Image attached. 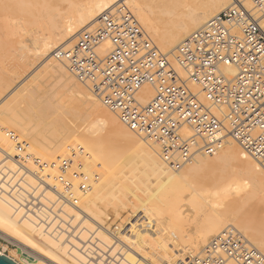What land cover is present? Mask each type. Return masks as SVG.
Here are the masks:
<instances>
[{
  "label": "built area",
  "instance_id": "obj_1",
  "mask_svg": "<svg viewBox=\"0 0 264 264\" xmlns=\"http://www.w3.org/2000/svg\"><path fill=\"white\" fill-rule=\"evenodd\" d=\"M242 0L189 34L173 54L161 52L125 3L103 12L90 32L52 59L116 116L130 134L156 149L170 171L212 158L227 139L264 171V0ZM226 68L234 72L228 73ZM3 135L39 168L55 171L62 202L79 208L100 179L86 171L89 154L66 147L55 162L28 155L29 145L11 130ZM264 264V255L233 226L198 255L178 264Z\"/></svg>",
  "mask_w": 264,
  "mask_h": 264
},
{
  "label": "rangeland",
  "instance_id": "obj_2",
  "mask_svg": "<svg viewBox=\"0 0 264 264\" xmlns=\"http://www.w3.org/2000/svg\"><path fill=\"white\" fill-rule=\"evenodd\" d=\"M3 1L4 0H0V5L3 3ZM89 1L90 0H43L44 6L41 9L40 15L35 20L31 15L29 16L26 14V15H21L20 17L14 18L13 21L11 19L10 20V21H12L11 23L8 20L5 23V25H6L5 27L4 26L1 27L2 23L0 22L1 23L0 24V27H1L0 28V122L4 123L3 126H5L6 123H8V124L11 123L9 125H13L15 123L14 125H16L18 128L20 127L19 129H23L25 127L24 130L26 129L25 132L27 131L26 133L24 132L25 135L22 134V132H19L16 130H12V129H7V130L13 131L20 138V140L25 141L29 145L28 150L33 155L32 156L33 158H38V155L33 151L34 141H36V146L38 147V149L43 154H45V156L48 159L52 160L53 158H56L57 156L62 155V149H64V147L67 144L73 143L74 137L77 134V132L80 131L81 134L82 133L85 134L86 130H88V131L90 130V132L93 131L97 138H100L103 140L101 142V145H100V153L101 154H104L107 151H108L107 153L115 152V154H119V155H117V157H115L113 159V162L107 166L105 164H102V163L100 164V163L95 162V164H96L95 167L90 168L91 172L100 175V179H99L98 183L103 182L102 187H105V190H103V193L101 195L103 206L101 205V203L99 205L102 208V211L105 210L104 212L106 213L105 216L103 215L104 218L101 217V219H99V220L98 219L97 220H90V222H91L90 225H93V226L95 225L94 226L95 229L96 230L98 229V232L101 234H102V232H103V234H105V232H106V235L108 234L107 236H110L109 238H113L112 241H116V239H114V236H115V238L118 237V239H119V236H120V239L122 236H126L129 238V242L131 241L130 244H132L133 240L136 241V237H140L141 234L146 235V233H147V236H145L144 239L151 240V237L149 235H152V233H155L156 235L159 236V239L163 238V240L167 241L165 243L166 244L168 243V249H169L168 256H170V259L173 260L172 262H174V261L176 262L177 258L173 254V252L176 254V251H179V254H180L181 253V251H180L181 247L186 246V244H188V248L190 246L189 250L186 249L187 254L198 255V254H201L203 252L204 248L209 243L210 239L213 236H215L217 234V232H219L218 230L215 232V234L213 233L212 235H210L208 237L207 243L205 245H203L201 248L196 250V249L192 248V246H194L195 241L198 240L199 237L203 234V230H204V227L206 226L207 222L212 217L214 218V217H217L218 215H220V217H222L221 215H223V214H224V216L226 215L228 220L226 222L227 224L226 223L223 224L222 227L225 228L227 226H233L246 239L248 238V240H249L248 236L251 235L256 230V228L258 226L264 225V224H262V222L264 223V196H262V194L256 195L252 198H246L245 196H243L245 194L243 192H246V190H243V189L248 188L247 182H249L252 179L253 173L250 169V165H248V162H246V160L244 159L245 157H248V156H243V157L242 156H236V155H238V150L241 151V148L238 146V144H236L235 146L233 144L234 148H236V149L238 148L237 151L235 150L236 153L233 152L232 154H230L228 156L223 155V151H222L223 148H222L220 153H218L216 156H214L212 158H202V159H204L203 163L200 164L199 166H197L194 163L195 162L194 161L193 163L189 164L188 166H185L184 168L178 170L177 172L176 171H170L167 169L170 172H175L176 175L179 174L178 172H180L179 175H180L181 180L179 181V184L177 186L178 189L176 187L174 189V190H176V192H173V193H177V191H178L179 196L178 195L177 196L179 197V199L177 198L176 194L175 195L172 194V195L175 196L178 200H176V198L173 196L171 199L166 198L164 200L165 204H167L166 207H165V205L160 206V204H159V206H158V208L160 209V212L158 214L159 216L153 215L154 216V219H153V216L152 215L150 216V213H147L146 209L141 206V203H144V204L148 203L147 205H150L151 201H149L148 198L150 199V196L152 193L154 194L155 192H157V195H159V197L160 196L163 197L164 194L162 193V190H160V191L158 190L159 183L155 182L157 180L154 177L150 178L149 181L144 177V175H145L144 173H146V174H149V173H148L147 169L145 168V166L143 165V163H141L140 158L135 155L137 144L139 143L144 147V140L142 141L140 139H137L135 136L130 134L123 126H120L119 124L117 126L116 125H112V126L110 125L108 127H107V125H106V127L105 126H103V127L94 126L95 119L100 118V117H101L100 119H105L104 118L105 112H108L111 115H114V114H112L109 111H106V109L100 103H98L97 100H95L93 97H91V93L88 91V89L85 86H82L81 84L77 83L70 76L67 69L65 71L64 77L63 76H57V75H54L53 73H51L52 69H50L49 63L55 64V62H56V64L63 65V66H64V64L59 63V62L55 61L54 59L51 60V58H52L51 52L53 50L49 49L48 47L46 49V47H45L46 39L52 38L53 35L56 36V35L60 34L62 31V29H61L62 25L68 26V24L69 25L77 24L76 22L79 20L78 14H79V18H80L81 14H83L84 12H87V4ZM161 1H162V3H161ZM173 1H175V3ZM186 1H188V0H169V1L168 0H164V1L163 0H159V1L157 0V2H155V0H147V1L146 0H142V1L140 0L145 14L151 20L154 27H157V29L161 28L160 30H162V28H163L162 31H165L166 29L169 31L170 30L174 31V30H177V28H179L180 26L187 24L186 20L188 18H187V16L184 15L185 10H183V9H185L183 6L186 4ZM158 2H159V4L161 3L160 7H159ZM154 4L155 5L158 4V5L155 6ZM243 4H244V1H243ZM151 6H153L154 9H153V7L151 8ZM168 6L169 7L171 6L170 7L171 10ZM127 7L129 8L131 13L133 14L135 19L137 20V18L135 16L133 10L131 9V7L130 6H127ZM248 9H250V8H248ZM155 10H157V11H155ZM163 10H166V12ZM172 10H174V11H172ZM167 12L169 14H167ZM182 14L186 19L182 16ZM179 15H181V16H179ZM182 18H183V21H185L186 23L182 22V20H181ZM96 21H97V19L95 20V22ZM51 22H56L59 25L56 28V30H59V31L54 30V28L51 26ZM95 22H93V24H90L88 26L89 27L88 29H90L95 24ZM165 25H166V27H164ZM170 26H172V27H170ZM261 26L264 28V20L262 21ZM51 28H53V29H51ZM88 29L85 28V29L81 30L77 34V36H75L72 40H70L71 42L69 41L67 43L66 46H68V44L71 46L74 43H76L78 41L80 34L84 31L88 30ZM172 29H174V30H172ZM54 31H56V32H54ZM194 31L195 30H192L190 33H188L181 40V42L189 34H191ZM49 34H51V35H49ZM147 34L149 35L151 33L147 32ZM149 36L152 39V37L154 35H152V36L149 35ZM153 38H155V37H153ZM152 41L156 45V43H155L156 41L155 40H152ZM163 53L171 54L168 52H163ZM78 86L80 89L78 88ZM82 87H84V88H82ZM77 91L83 92L86 95H90L89 97L91 98L92 104H90V102L89 103L87 102L85 104V100H82L78 95L74 94ZM76 94H78V92ZM96 101H97V103H96ZM96 105H101L104 112L102 111L101 106H99V108L97 109ZM94 107H96V109H94ZM99 109H101V110H99ZM94 110H96V111L94 112ZM97 110L99 112H97ZM90 111L93 113H91ZM101 113H103V114H101ZM114 117L116 118L115 115H114ZM12 120L14 123L11 122ZM116 120L118 121L117 118H116ZM8 124H6V125H8ZM21 127H23V128H21ZM89 127H93V130H92V128H89ZM110 127H112V128H110ZM108 128H109V130H108ZM115 128H116V130H115ZM123 129H125L127 131V133H125V131ZM119 132L122 135L120 134L118 136H114V133L119 134ZM112 135H113V138H111ZM123 136L125 138H121ZM128 139L130 141H128ZM134 139H136V140H134ZM122 140H125V141H122ZM30 142H32V144ZM39 143H41V145ZM42 144L45 145V146H43L44 148H42ZM110 144H112V145H110ZM126 144H130V146L129 145L127 146ZM133 144H136V145L134 146ZM225 144H227V142ZM125 145L127 146V148L123 147ZM145 145H146L144 147L145 149L148 148L149 149L148 151L152 152L153 154L156 153L155 152L156 149L153 146H151L148 143ZM111 146H112V148H111ZM236 146H238V147H236ZM223 147H224V145H223ZM109 149H111V150H109ZM133 153H135V154H133ZM119 156L122 157L123 159L120 158ZM155 158L158 160L157 156ZM198 159H200V158H198ZM31 160H32V158H31ZM250 160H251V162L253 161L252 163L257 164L251 158H250ZM41 161H45V159L41 158ZM127 162L129 165L127 164ZM139 162H140V164H139ZM159 163H160V161H159ZM110 166H111V168H110ZM142 166L144 168H142ZM257 166H258V164H257ZM99 167H100V172H102V174L99 172ZM110 170H112V171H110ZM205 170H206V172H205ZM196 172H197V175H196ZM182 173H183V175H182ZM181 175H182V177H181ZM188 175H189V177H188ZM15 176H16V177H14L15 180H17L18 179L17 177H19V179L17 181H15L17 184H20L21 182H23L24 178L21 174L18 175V173H17ZM113 176H114V178H112ZM195 176H197V177L195 178ZM176 177L178 178L179 176H176ZM21 178H23V179L21 180ZM14 179H12V180H14ZM103 179H104V181H103ZM113 179H115V180H113ZM18 181H20V182H18ZM35 181H37V180H35ZM120 181H121V183H120ZM104 182L108 185H105ZM109 182L111 185L109 184ZM138 182H141V183L138 184ZM0 183L1 184L3 183L1 178H0ZM10 183L8 185H10ZM16 183H14V185H16L15 186L16 188L13 190L18 189L16 191L17 194L19 192H23L24 195L23 194L22 195L26 198L25 199L23 197V203H22L23 209H24L23 216L27 217L30 214L32 216H35L37 219H41V218H38L39 217L38 214L41 213L40 212V211H42L41 209H44V208L46 211H48L51 214H53V212H54L55 216L58 215L57 213L60 214L61 211L59 212L58 207L56 209V205H54L55 209L49 205L50 207L53 208V212H52V208H50L49 206H48V208L46 207L47 204H45V203L47 201H45V200H47V199L45 198V194H46L47 189L45 188V186H43L42 183H39V181H38V183L34 182L33 186H31V185H28L29 183L24 181L22 184H23V186L24 185H26V186L23 187L20 184L21 188H19L20 186L17 185ZM40 184H42V186H40ZM106 186H108V187H106ZM114 187H117V188L114 189ZM132 187H134V188H132ZM189 187H191V188H189ZM24 188H26L27 190ZM30 188H31V190H30ZM123 188H125V189H123ZM213 188H217L218 190L213 189ZM40 189L43 193L41 191H39ZM106 189H108V190L106 191ZM134 189H136V190H134ZM24 190L27 194L24 192ZM34 190H37L36 192L39 195L37 193L36 194L38 196L35 194ZM1 191L2 190L0 189V193H1ZM31 191L32 192L34 191L33 193L35 194V197L33 195H31V194H33V193H30ZM202 192H203V194H202ZM204 192L205 193L207 192V193L205 194ZM105 193H107V194H105ZM117 193H120L122 196L120 194H117ZM240 193H242V194H240ZM32 196L34 198H32ZM239 196H241V197L243 196L244 198L242 197L243 198L242 199ZM27 197L30 199L29 201H27ZM103 197H104V199H103ZM142 197H144V198L142 199ZM191 197L193 198V200ZM196 197H198V199H200V200L198 201V199ZM39 198L42 200L41 203L38 200ZM42 198L44 199L45 202L43 201ZM174 198H175L176 202H174L175 200H172ZM24 199H25V201H24ZM187 200L189 202H187ZM195 200L197 201L196 204H195ZM26 201H27V205L25 203ZM31 202L36 203V204H34L35 205L34 207H33V204ZM152 202L155 203L154 200H152ZM184 202L186 203V205ZM109 203H110V205H109ZM202 203H204V204H202ZM30 204H31V206L28 207ZM180 204H181V209L179 206ZM24 205L26 208L24 207ZM111 207H113V208H111ZM167 207H169V208H167ZM182 207H183V209H182ZM28 208L30 210H28ZM216 209H218V211ZM117 210H119V214H117ZM115 211H116V213H115ZM112 212H114L115 214ZM160 213H161V215H160ZM26 214H28V215H26ZM113 215H114V217H113ZM170 215L172 216V218H173V216H175L177 219L173 218L174 219L173 220L170 217ZM107 217H109V218H107ZM179 217H180V221H178ZM166 218H167V220H166ZM65 219H66V217L61 218V220L59 219V221L61 222V224H59V226H61L63 224V226H66V228L63 226H61V227L58 226L56 229V233H58L59 235H61V234L64 235L63 239H62V243H63V246L66 244L65 245L66 246V250H65L66 254L74 256L73 254L78 253L79 255H81L84 258V261L81 264H87L88 262H90V264H93L92 262H94V264H98L96 262V259L93 258L94 256H95V258L97 257L96 252L93 250L94 246H96V244H94L95 240L92 241L93 240L92 236L93 235L95 236V234L91 235V233H88L86 231V229L83 228V226H81L82 221L81 222L78 220H77L78 222L75 221V226H74V223L70 221L71 220L70 217L69 218L67 217V219H66L67 222H65ZM72 219L74 220V218H72ZM111 219L113 221H111ZM143 219H144V222H143ZM170 219L174 222H171ZM63 220H64V222H63ZM155 220H157L158 222ZM237 220L242 221L244 224L248 223V225L250 224V226L243 225L242 222L241 223L239 222L237 224V222H238ZM68 222L70 223L69 225H68ZM101 222L102 223L104 222L103 224H105V225L100 224ZM245 222H247V223H245ZM249 222H251V223H249ZM47 223L49 224V221ZM160 223H161V225H160ZM155 224H157V225H155ZM176 225H179V226H176ZM98 226H100V227H98ZM133 226H135V227H133ZM137 226H138V228H136ZM162 226L165 228H163ZM241 226H243L244 229L246 228L244 230L245 232L241 229H238ZM255 226H257V227H255ZM68 227L69 228L71 227V228L69 229ZM77 227H79V228H77ZM222 227L219 230H221ZM253 227H255V228H253ZM100 228H101V230H100ZM149 228H150V230H149ZM62 229H65V231ZM102 229H103V231H102ZM105 229H107V230H105ZM141 229H144V230H141ZM163 229H166V230L169 229V230H168V232H165L166 230H163ZM44 231H46V230L44 229ZM73 231L76 232V235H75V232H73ZM82 231H84V232H82ZM152 231H154V232H152ZM142 232H145V233H142ZM79 233H80V235H79ZM148 233H149V235H148ZM245 233L247 234V236H245L246 235ZM59 235H58V238H59ZM72 235H73V237H72ZM197 236H198V238H197ZM134 237H135V239H134ZM81 238L83 241L84 240L85 241L83 242L81 240ZM88 238H89V240H88ZM90 239H91V241H90ZM171 239L176 240V242L172 241ZM70 241H72V243L74 242V244H72ZM85 242L87 243V246H86ZM76 243H78L79 246ZM88 244H89V246H88ZM127 244H129V243H127ZM130 244H129V246H130ZM250 244H253V243L250 242ZM125 245H126V243H125ZM132 245H134V243ZM132 245L130 247L125 246V248H128V249L131 248L129 250V252L133 251V252H131L132 254L135 252V254H133L135 256L136 255V251H135L136 249L132 250L135 247V245L134 246H132ZM176 245H179V246L181 245V247L177 248ZM91 246H92V248H91ZM253 246H255V245H253ZM112 247H113V249H111ZM114 247H116V244H115V246L110 245L109 247H105V252L103 251V249H100L101 251H98V252H102V254L104 252L103 255H104V257H106V256H108L107 254H110L114 250ZM120 247H119V249H120ZM174 247H176V248H174ZM123 248H122V250L124 251ZM145 248L147 249V247H145V246L143 247V249H142V247L139 248L142 251L144 250V252H142L141 250H140L141 252L139 250H137L138 255L135 256L137 260L140 259V261H139L140 264H142V263L143 264H146V263L147 264H149V263L150 264H152V263H154V264L155 263H157V264H159V263L160 264H164V263L168 264L164 258H161L159 256H155V255H151L149 253L150 250L147 249L148 250L147 251V250H145ZM170 248H172V249L170 250ZM88 250H90L92 253H90V251H88ZM80 251H81V253H80ZM126 251L127 250L125 249V252ZM170 251H172V252H170ZM0 252L2 253V256L7 257L11 261H13L15 264H38V261H36L33 258V256H29L22 251V245L14 244L12 242V240L11 241L6 240L1 236H0ZM138 252H140L142 254V256ZM39 253H41V252H39ZM120 253H121V250L115 251L114 256H115V259H116V257H118V260H116L117 262L115 261L114 258H113V260L110 258L108 260L111 262L113 261L112 264H115V262H116V264H118V263L119 264H125V263L131 264L129 261L125 260V254L121 255ZM41 254L44 255L43 253H41ZM143 254L144 255H146V254L151 255L152 259H150V258L143 259L144 258ZM89 256H91V257H89ZM87 258H88V260H87ZM157 258H160V259H157ZM141 259H142V261H141ZM98 260H101V258H98ZM108 260H106V261L103 260L101 264H107V263L109 264ZM145 260H147V261H145ZM111 262H110V264H111Z\"/></svg>",
  "mask_w": 264,
  "mask_h": 264
},
{
  "label": "bare ground",
  "instance_id": "obj_3",
  "mask_svg": "<svg viewBox=\"0 0 264 264\" xmlns=\"http://www.w3.org/2000/svg\"><path fill=\"white\" fill-rule=\"evenodd\" d=\"M142 1V0H141ZM147 1V0H146ZM159 1V0H158ZM164 1V0H163ZM169 1V0H168ZM244 1V6L246 8H250V3L248 2V0H243ZM155 2H157V0H155ZM175 3V1H173ZM235 2V0H188L186 1V4L183 6L185 9L184 11V15L187 16V24L185 25H182L180 26L179 28H177V30H174V31H169V30H165V31H162L160 29H157V27H154V25L152 24L151 20L148 18V16L145 14L144 10H143V7H142V4L140 2V0H90L87 4V12H84L83 14L80 15V18H79V14H78V21L76 22L77 24H73V25H69L66 26V25H62V31L60 34L56 35V36H52V38H47L46 39V44H45V47L47 49V47L51 50H55L57 48H69V44L68 46L67 43L72 40L75 36H77V34L85 29V28H89L88 26L90 24H93V22H95L96 19H98V17L105 11L113 8L114 6H116L117 4L119 3H125V5L127 6H130L131 9L133 10L136 18H137V22L146 30V32L148 33H151L149 35H154L153 38L152 37V40H155L156 42V46L157 48L162 51V52H168V53H171L173 54L172 52L175 51L177 45H179V43L181 42V40L188 34L190 33L192 30H196V29H199L201 28L211 17H213L215 14L221 12L222 10L232 6V4ZM2 3V2H1ZM144 3V2H143ZM162 3V1H161ZM160 3V4H161ZM159 4V2H158ZM157 4V5H158ZM160 4H159V7H160ZM164 4V3H163ZM152 5V4H151ZM155 5V4H154ZM155 5V6H157ZM168 5V4H167ZM44 6V3H43V0H4L3 3L0 5V23L1 24V27H5V23L9 20L13 19L14 18H17V17H20L21 15H31L34 20L40 15L41 13V9L42 7ZM149 6V5H148ZM166 6V5H165ZM174 6V5H173ZM153 6H151L152 8ZM164 7V6H163ZM169 7V6H168ZM167 7V8H168ZM171 7V6H170ZM169 7V8H170ZM150 8V9H151ZM166 8V7H165ZM82 9V8H81ZM154 9V7H153ZM162 9V8H161ZM174 9V8H173ZM159 10V9H158ZM171 10V8H170ZM157 11V10H155ZM166 12V10H163ZM174 11V10H172ZM182 12V11H181ZM159 13V12H158ZM180 13V12H179ZM167 14H169L167 12ZM153 16V15H152ZM151 16V17H152ZM162 16V15H161ZM181 16V15H179ZM183 16V14H182ZM154 17V16H153ZM167 17V16H166ZM184 17V16H183ZM28 18V17H27ZM180 18V17H179ZM185 18V17H184ZM30 19V18H29ZM153 19V18H152ZM186 19V18H185ZM183 23H186L185 21H183V18L181 19ZM10 21V23L12 22ZM97 22V21H96ZM95 22V24H96ZM181 22V23H182ZM65 23V22H64ZM95 24L88 30L82 32V33H85V32H90ZM9 26V25H8ZM51 26L54 28V30H56L57 26H59L56 22H51ZM65 26V27H64ZM169 26V25H168ZM177 26V25H176ZM0 27V28H1ZM166 27V25L164 26ZM172 27V26H170ZM51 28V29H53ZM169 28V27H168ZM174 28V27H173ZM170 29V28H169ZM160 30V31H159ZM56 31H59V30H56ZM54 31V32H56ZM51 32V31H50ZM81 33V34H82ZM80 34V35H81ZM51 35V34H49ZM80 37V36H79ZM71 42V41H70ZM71 44V43H70ZM52 51V52H53ZM51 52V53H52ZM52 60V58H51ZM50 60V61H51ZM61 63V62H59ZM63 64V63H62ZM49 67L50 69H52L51 73H53L54 75H57V76H63L65 75V71H66V68H65V65H59V64H55L54 63H49ZM226 72H230L232 74H234L233 70L231 68H226L225 69ZM67 73V72H66ZM67 77V76H66ZM61 79V78H60ZM69 81V80H68ZM74 82V81H73ZM66 87V86H65ZM79 88V86H78ZM84 88V87H82ZM80 89V88H79ZM66 90V89H65ZM67 92V91H66ZM78 92V94H76ZM76 93H74L75 95H78L82 100H85V104L88 102H90V104H92V101H91V98L89 97L90 95H86L84 94L83 92H79L77 91ZM72 97V96H71ZM91 97H93L91 95ZM79 98V99H80ZM80 101V100H79ZM94 102V101H93ZM95 103V102H94ZM97 103V101H96ZM99 103V102H98ZM97 106V109L99 108V106L101 105H96ZM79 108V107H78ZM102 108V106H101ZM93 109V108H92ZM94 109H96V107H94ZM30 110V109H29ZM101 110V109H99ZM78 111V110H77ZM89 111V110H88ZM93 111V110H92ZM96 110H94L95 112ZM102 111H103V108H102ZM108 111V110H106ZM91 112V111H90ZM97 112H99L97 110ZM96 112V113H97ZM101 112V111H100ZM104 112V111H103ZM13 113V112H12ZM89 113V112H88ZM93 113V112H91ZM98 114V113H97ZM103 114V113H101ZM100 114V115H101ZM99 115V116H100ZM25 116V115H24ZM92 116V115H91ZM90 116V117H91ZM101 118V117H100ZM100 118H97L95 119V123H94V126H97V127H103L107 125L108 126H112V125H118V121L116 120V118L114 117V115H111L109 114L108 112H105L104 114V118L105 119H100ZM6 121V120H5ZM4 121V122H5ZM71 121V120H70ZM13 122V120L11 121ZM22 122V121H21ZM14 123V122H13ZM12 123V124H13ZM4 123L0 122V178L1 180L3 181V183L1 184L0 183V189L3 191H1L0 193V236L3 237L4 239L6 240H12V242L14 244H17V245H22V251L29 255V256H33V258L38 261V264H81L83 261H84V258L79 255L78 253H75L73 254L74 256L72 255H69V254H66V244L63 246V243H62V239H63V236L61 233V235H59L58 233H56V229L57 227L59 226V224H61V222L59 221V219L61 220V218H65L67 219V217L71 218V222L74 223V226H75V221H82V224L81 226H83V228L86 229V231L88 233H91L92 234H95V236L93 235L92 238L94 241V244H96V246H94L93 250L96 252V255L97 257L95 258V256L93 257L94 259H96V262L98 264H101L103 260H108L109 258L113 260V258L115 259V251H118V250H121V255L122 254H125V260L129 261L131 264H140V259L137 260L136 259V255L137 254V250H141L139 248L145 246L147 247V249L150 250V254L151 255H155V256H159L161 258H164L165 261L168 263V264H178L181 260H183L184 256H186L185 254L186 253V249L189 250L188 248V244H186V246H182L181 245H176L177 248L181 247L180 251L181 253L179 254V251H176V254L173 252V254L176 256L177 260L176 262H172L173 260L170 259V256H168L169 254V249H168V243L166 244L165 240H163V238L159 239V236L156 235L155 233H152V235H148L151 237V240H146L144 239L145 236H147V233L146 235L144 234H141L140 237H136V241L133 240L132 244L134 243L135 247L132 249H136V255L134 256L133 254H135V252L132 254L131 252L133 251H130L129 250L131 249H128V248H125V246H129L130 242H129V238L126 237V236H122L121 239H120V236H119V239L118 237L115 238L114 236V239H116V241H112L113 238H109L110 236H107L106 235V232L105 234H102L98 232V229L96 230L95 229V225H90L91 222L90 220H99L102 218H104V216L106 215V213L104 211H102V208L100 207V203L102 205V193H103V190H105V187H102V183H98L96 182L93 189L91 190V192L84 198L82 199L81 203H80V206L79 208H73L71 206H69L68 204H65L64 202H62L61 200V197L59 196V189L56 185V183L54 182V176H55V171L51 168H44V169H41L39 168L37 165L34 164L33 160L31 159H25L24 161H19L17 158H19L20 156H23V154L18 151L14 145L5 138V136L3 135V132H2V129H12V130H16V131H19V132H22V134L25 135V130L23 127V129H19L16 125H9L11 123H6L8 125L5 124V126H3ZM23 124V123H22ZM120 125V124H119ZM121 126V125H120ZM89 128H92L93 130V127H89ZM96 128V127H95ZM94 128V129H95ZM112 128V127H110ZM88 129V128H87ZM24 130V131H23ZM91 130V131H92ZM109 130V128H108ZM112 130V129H111ZM116 130V128H115ZM125 131V133H127V131L125 129H123ZM85 131V130H84ZM123 131V132H124ZM25 132V133H24ZM76 132V131H75ZM83 132V131H82ZM86 133L85 134H81L80 131L77 132V134L75 135L74 137V140H73V143H69L67 144L64 149H62V155L60 156H57L56 158H53L52 160L48 159L45 154H43L39 149L38 147L36 146V141H34V146H33V151L38 155V158L41 160L42 159H45L46 162L49 163L50 162H55L58 158H61L65 155V152H66V147L69 146V145H80L82 148H84V150L89 154V160H87L85 162V168H86V171L89 172V173H93L91 172L90 168L91 167H95V162L97 163H102V164H105L106 166L111 164L113 162V159L115 157H117V155L119 154H115V152H110V153H104V154H101L100 153V145H101V142L103 141L102 139L100 138H97L96 135L94 134V132H90V130H86L85 131ZM114 132V131H113ZM112 132V133H113ZM118 132V131H117ZM116 132V133H117ZM122 132V133H123ZM80 133V134H79ZM98 133V132H97ZM21 134V135H22ZM29 134V133H28ZM27 134V135H28ZM121 133L119 132V134H115L114 133V136H118L120 135ZM122 135V134H121ZM111 136V135H110ZM109 136V137H110ZM132 136V135H131ZM130 137V136H129ZM113 138V135L112 137ZM118 138V137H117ZM121 138H125L124 136L121 137ZM137 138V137H136ZM24 139V138H23ZM127 139V138H126ZM137 139H140L142 140L141 138H137ZM121 140V139H120ZM136 140V139H134ZM107 141V140H106ZM105 141V142H106ZM122 141H125V140H122ZM128 141H130L128 139ZM143 141V140H142ZM108 142V141H107ZM136 142V141H135ZM227 142V144H225ZM32 144V142H30ZM64 143V142H63ZM112 143V142H111ZM126 143V142H125ZM124 143V144H125ZM128 143V142H127ZM134 143V142H133ZM141 143V142H140ZM41 145V143H39ZM108 144V143H107ZM145 144H147L145 141H144V147L146 146ZM233 144L234 146L236 145V143L234 141H231L230 139H227L225 142H224V147L223 148V155L224 156H228L230 154H232L233 152L236 153L237 149L233 147ZM112 145V144H110ZM127 146L130 144H126ZM123 146L125 148H127V146ZM134 146L136 144H133ZM226 145V146H225ZM42 144V148H44ZM60 146V145H59ZM47 147V146H46ZM54 147V146H53ZM141 144H137L136 146V154H135L137 157L140 158V161L141 163H143V165L145 166V168L147 169L148 173L149 174H146L144 173V177L149 181L150 178L154 177L157 181L155 182H158L159 183V186H158V190H162V193L164 194L163 197H159V195H157V192H155L154 194L152 193L151 196H150V199L148 198L149 201H151V204L150 205H147V204H144V203H141V206L144 207L147 211V213H150V216L152 215H158L159 212H160V209L158 208L159 204L160 206L162 205H166L165 204V199L166 198H172V194H176V196L178 195V191L177 193H173V192H176V190H174L178 184H179V181L181 180L180 179V172H178L179 174L176 175L175 172H170L168 171L166 168H164L165 166L162 164L159 163V161L155 158L157 155L156 153H152L150 151H148L149 149H145ZM238 147V146H236ZM60 148V147H59ZM112 148V146H111ZM124 148V149H125ZM53 149V148H52ZM132 149V148H131ZM49 150V149H48ZM55 150V149H54ZM53 150V151H54ZM111 150V149H109ZM236 150V151H235ZM51 151V150H50ZM58 151V150H57ZM106 151V150H105ZM124 151V150H123ZM44 152V151H43ZM56 152V151H55ZM220 153V152H219ZM234 153V154H235ZM28 155L31 157L33 156L29 151H28ZM124 155V154H123ZM126 156V155H125ZM134 156V155H133ZM236 156H247L242 150L239 151L238 150V155ZM120 157V156H119ZM2 158V159H1ZM122 158V157H120ZM229 158V157H228ZM123 159V158H122ZM121 159V160H122ZM225 159V158H224ZM246 160V162H248V165H250V169L253 173L252 175V179L247 182V187L248 188H245L243 190H246V192H243L245 193L243 196H245L246 198H252L256 195H261L264 196V172L259 168V166H257V164L255 163H252L251 160H250V157H245L244 158ZM203 160L202 158L200 159H197L195 160V164L197 166H199L200 164L203 163ZM210 160V159H209ZM125 161V160H124ZM134 161V160H133ZM208 161V160H207ZM117 164V163H116ZM128 164V162H127ZM126 164V165H127ZM140 164V162H139ZM129 165V164H128ZM213 165V164H212ZM121 166V165H120ZM119 166V167H120ZM97 167V166H96ZM111 168V166H110ZM109 168V169H110ZM114 168V167H113ZM142 168H144L142 166ZM97 169V168H96ZM102 169V168H101ZM145 169V170H146ZM186 169V168H185ZM98 170V169H97ZM210 170V169H209ZM112 171V170H110ZM99 172H100V167H99ZM108 172V171H107ZM177 172V171H176ZM206 172V170H205ZM210 172V171H209ZM18 173V175H22L23 178H21V180L23 179V182H27L29 183L28 185H31L33 186V183H42L43 186H45V188L47 189L46 191V194H45V198L47 201L45 204L46 207L48 208V206H52L54 208V205H56V209L58 207V210L60 212L57 213L58 215L55 216L54 212H53V208H52V212L53 214L49 213L48 211L44 209H41L42 211H40L41 213H39V217L38 218H41V219H37L35 216H32L30 215L29 213V216H23V212H24V209H23V192H19L17 194V190H13L15 189L16 185H14V183H16L15 181H17L19 179V177H17L18 179L15 180L14 177H16L15 175ZM102 174V172H100ZM142 173V172H141ZM203 173V172H202ZM212 173V172H211ZM107 174V173H106ZM191 174V173H190ZM199 174V173H198ZM201 174V173H200ZM204 174V173H203ZM183 175V173H182ZM181 175V177H182ZM196 175H197V172H196ZM176 176H179L178 178ZM186 176V175H185ZM191 176V175H190ZM207 176V175H206ZM184 177V176H183ZM189 177V175H188ZM197 176H195L196 178ZM114 178V176L112 177ZM126 178V177H125ZM194 178V179H195ZM202 178V177H201ZM14 179V180H12ZM107 179V178H106ZM185 179V178H184ZM188 179V178H187ZM12 180V181H11ZM37 180V181H35ZM112 180V179H111ZM115 180V179H113ZM117 180V179H116ZM136 180V179H135ZM186 180V179H185ZM99 181V180H98ZM104 181V179H103ZM130 181V180H129ZM11 182V183H10ZM20 182V181H18ZM23 182H21L20 184L23 186ZM101 182V181H100ZM154 182V183H155ZM185 182V181H184ZM188 182V181H187ZM10 183V185H8ZM121 183V181H120ZM119 183V184H120ZM141 183V182H138V184ZM153 183V184H154ZM17 184V183H16ZM20 184H17L19 185L21 188V185ZM42 184H40V186H42ZM105 185H108L104 182ZM110 184V182H109ZM186 184V183H185ZM13 185V186H12ZM104 185V186H105ZM111 185V184H110ZM114 185V184H113ZM142 185V184H141ZM155 185V184H154ZM26 185H24L23 187H25ZM187 186V185H186ZM18 187V186H17ZM29 187V186H28ZM35 187V186H34ZM33 187V188H34ZM39 187V186H38ZM108 187V186H106ZM140 187V186H139ZM157 187V186H156ZM117 188V187H114V189ZM120 188V187H119ZM134 188V187H132ZM146 188V187H145ZM191 188V187H189ZM193 188V187H192ZM26 189V188H24ZM125 189V188H123ZM148 189V188H147ZM178 189V187H177ZM213 189H217V188H213ZM22 190V189H21ZM27 190V189H26ZM31 190V188H30ZM108 189H106L107 191ZM128 190V189H127ZM136 190V189H134ZM157 190V189H156ZM204 190V189H203ZM218 190V189H217ZM20 191V190H19ZM35 191V194L37 193L36 191L37 190H34ZM33 191V192H34ZM41 191V189L39 190ZM110 191V190H109ZM146 191V190H145ZM180 191V190H179ZM208 191V190H207ZM213 191V190H212ZM25 192V190H24ZM29 192V191H28ZM32 191L30 193H33ZM42 192V191H41ZM112 192V191H111ZM139 192V191H138ZM195 192V191H194ZM199 192V191H198ZM26 193V192H25ZM40 193V192H39ZM43 193V192H42ZM108 193V192H107ZM105 193V194H107ZM110 193V192H109ZM205 193V192H204ZM207 193V192H206ZM205 193V194H206ZM23 194V195H22ZM27 194V193H26ZM35 194H31L35 197ZM38 194V193H37ZM36 194V195H37ZM117 194H120V193H117ZM203 194V192H202ZM242 194V193H240ZM39 195V194H38ZM37 195V196H38ZM43 195V194H42ZM115 195V194H114ZM121 195V194H120ZM142 195V194H141ZM27 196V195H26ZM32 196V198H34ZM44 196V195H43ZM122 196V195H121ZM179 196V195H178ZM177 196V198L179 199V197ZM195 196V195H194ZM242 196V197H243ZM261 196V197H262ZM40 197V196H39ZM114 197V196H113ZM116 197V196H115ZM136 197V196H135ZM175 197V196H173ZM190 197V196H189ZM199 197V196H198ZM198 197H196L198 199ZM240 198H242L241 196H239ZM238 197V198H239ZM25 198V197H24ZM137 198V197H136ZM144 197H142L143 199ZM176 198V197H175ZM172 199V200H175ZM176 198V200H178ZM192 198V197H191ZM244 198V197H243ZM242 198V199H243ZM26 199V198H25ZM24 199V201H25ZM43 199V198H42ZM104 199V197H103ZM138 199V198H137ZM196 199V200H197ZM30 199L27 197V201H29ZM32 200V199H31ZM41 203V199L39 198L38 199ZM147 200V199H146ZM152 200H154L155 203L152 202ZM156 200V201H155ZM176 200L174 202H176ZM193 200V198H192ZM195 200V204H196V201ZM200 199H198L199 201ZM27 201L25 202L26 205H27ZM34 201V200H33ZM44 201V199H43ZM44 201V202H45ZM185 201V200H184ZM242 201V200H241ZM35 202V201H34ZM32 203L33 204V207L35 206L34 204L36 203ZM105 202V201H104ZM167 202V201H166ZM182 202V201H181ZM187 202H189L187 200ZM193 202V201H192ZM204 202V201H203ZM168 203V202H167ZM172 203V202H171ZM185 203V202H184ZM29 204V203H28ZM44 204V205H45ZM182 204V203H181ZM181 204L179 205L180 206V209H181ZM193 204V203H192ZM204 204V203H202ZM219 204V203H218ZM39 205V204H38ZM43 205V204H42ZM110 205V203H109ZM186 205V203H185ZM189 205V204H188ZM31 204L28 206L30 207ZM103 206V205H102ZM123 206V205H122ZM184 206V205H183ZM195 206V205H194ZM220 206V205H219ZM25 207V205H24ZM38 207V206H37ZM188 207V206H187ZM193 207V206H192ZM26 208V207H25ZM32 208V207H31ZM40 208V207H39ZM104 208V207H103ZM113 208V207H111ZM133 208V207H132ZM169 208V207H167ZM189 208V207H188ZM187 208V209H188ZM38 209V208H37ZM55 209V208H54ZM143 209V208H142ZM183 209V207H182ZM190 209V208H189ZM28 210H30L28 208ZM35 210V209H34ZM40 210V209H39ZM136 210V209H135ZM214 210V209H213ZM218 211V209H216ZM55 211V210H54ZM177 211V210H176ZM190 211V210H189ZM38 212V211H37ZM192 212V211H191ZM56 213V212H55ZM114 213V212H112ZM116 213V211H115ZM114 213V214H115ZM137 213V212H136ZM218 213V212H217ZM26 214V215H28ZM36 214V213H35ZM117 214H119V210H117ZM135 214V213H134ZM193 214V213H192ZM37 215V214H36ZM104 215V216H103ZM132 215V214H131ZM161 215V213H160ZM166 215V214H165ZM159 216V215H158ZM222 217H220V215H218L217 217H212L206 224V226L204 227V230H203V234L199 237L198 240L195 241L194 243V246H192V248L194 249H199L201 248L203 245H205L208 241V237L210 235H212L213 233L215 234V232L218 230L219 232H221L222 230H224L225 228L222 227L223 224H225L227 222V217L226 215L224 216L221 215ZM114 217V215H113ZM167 217V216H166ZM169 217V216H168ZM170 217L172 218V216L170 215ZM74 218V220L72 219ZM109 218V217H107ZM140 218V217H139ZM144 218V217H143ZM173 218L175 219L176 217L173 216ZM172 218V219H173ZM65 219V222H67ZM153 219H154V216H153ZM163 219V218H162ZM161 219V220H162ZM173 219V220H174ZM177 219V218H176ZM73 220V221H72ZM105 220V219H104ZM103 220V221H104ZM148 220V219H147ZM167 220V218H166ZM49 221V224L47 223ZM77 221V222H78ZM111 221H113L111 219ZM121 221V220H120ZM141 221V220H140ZM150 221V220H149ZM157 221V220H155ZM160 221V220H159ZM163 221V220H162ZM171 222H174L170 219ZM178 221H180V217L178 219ZM237 224L242 221L240 220H237ZM64 222V220H63ZM76 222V223H77ZM90 222V223H89ZM95 222V221H94ZM143 222H144V219H143ZM151 222V221H150ZM158 222V221H157ZM177 222V221H176ZM184 222V221H183ZM72 223V224H73ZM93 223V222H92ZM104 223V222H103ZM102 222L100 224L102 225H105L103 224ZM146 223V222H145ZM149 223V222H148ZM182 223V222H181ZM243 223V222H242ZM247 223V222H245ZM251 223V222H249ZM48 224V225H47ZM70 223L68 222V225ZM71 224V225H72ZM141 224V223H140ZM179 224V223H178ZM184 224V223H183ZM227 224V223H226ZM258 224V223H257ZM262 224H264L262 222ZM77 225V224H76ZM101 225V226H102ZM157 225V224H155ZM161 225V223H160ZM241 225V224H240ZM243 225H248L247 224H244ZM63 226V224L61 225ZM59 226V227H61ZM80 226V227H81ZM172 226V225H171ZM176 226H179V225H176ZM226 226V225H225ZM250 226V224L248 225ZM66 228V226H63ZM100 227V226H98ZM120 227V226H119ZM135 227V226H133ZM132 227V228H133ZM163 227V226H162ZM222 227L221 230H219L220 228ZM228 227V226H227ZM252 227V226H251ZM250 227V228H251ZM257 227V226H255ZM253 227V228H255ZM69 228V227H68ZM71 228V227H70ZM69 228V229H70ZM75 228V227H74ZM79 228V227H77ZM121 228V227H120ZM138 228V226L136 227ZM165 228V227H163ZM173 228V227H172ZM44 229L46 231H44ZM148 229V228H147ZM162 229V228H161ZM238 229H241V230H245L243 228V226L239 227ZM65 231V229H62ZM72 230V229H71ZM76 230V229H75ZM83 230V229H82ZM101 230V228H100ZM107 230V229H105ZM116 230V229H115ZM141 230H144V229H141ZM150 230V228H149ZM163 230H166V229H163ZM169 230V229H168ZM168 230H166L165 232H168ZM251 230V229H250ZM77 231V230H76ZM103 231V229H102ZM117 231V230H116ZM252 231V230H251ZM47 232V233H46ZM58 232V231H57ZM75 232V231H73ZM84 232V231H82ZM101 232V231H100ZM110 232V231H109ZM154 232V231H152ZM157 232V231H156ZM217 232V234L219 233ZM245 232V231H244ZM63 233V232H62ZM66 233V232H65ZM69 233V232H68ZM116 233V232H115ZM114 233V234H115ZM118 233V232H117ZM142 233H145V232H142ZM251 233V232H250ZM59 235V238H58V235ZM73 234V233H72ZM170 234V233H169ZM168 234V235H169ZM174 234V233H173ZM246 234V233H245ZM74 235V234H73ZM72 235V237H73ZM75 235H76V232H75ZM80 235V233H79ZM85 235V234H84ZM124 235V234H123ZM136 235V234H135ZM139 235V234H138ZM249 235V234H248ZM69 236V235H68ZM78 236V235H77ZM86 236V235H85ZM89 236V235H88ZM130 236V235H129ZM158 238H157V237ZM171 236V235H170ZM247 236V234L245 235ZM134 237V239H135ZM161 237V236H160ZM249 237V240L247 238V241L250 243H253L251 244L253 247H257L256 249L261 252L263 255H264V225L263 226H258L256 228V230L248 236ZM65 238V237H64ZM69 238V237H68ZM77 238V237H76ZM79 238V237H78ZM133 238V237H132ZM173 238V237H172ZM198 238V236H197ZM75 239V238H74ZM85 239V238H84ZM166 239V238H165ZM176 239V238H175ZM70 240V239H69ZM82 240V238H81ZM89 240V238H88ZM172 240V239H171ZM76 241V240H75ZM83 241V240H82ZM81 241V242H82ZM85 241V240H84ZM83 241V242H84ZM91 241V239H90ZM174 242H176V240H172ZM171 241V242H172ZM72 243V241H70ZM170 242V241H169ZM65 243V242H64ZM69 243V242H68ZM70 243V244H71ZM86 243V242H85ZM126 243V245H125ZM129 243V244H127ZM178 243V242H177ZM176 243V244H177ZM74 244V242L72 243ZM78 245V243H76ZM80 244V243H79ZM116 244V247H114V250L110 253V254H107L108 256L104 257V252H105V247H109L110 245H114L115 246ZM130 244V246L132 245ZM172 244V243H171ZM132 245V246H134ZM79 246V245H78ZM85 246V245H84ZM86 246H87V243H86ZM89 246V244H88ZM121 246V247H120ZM129 246V247H130ZM77 247V246H76ZM120 247V249H119ZM124 247V248H123ZM173 247V246H172ZM174 247V248H176ZM73 248V247H72ZM82 248V247H81ZM86 248V247H85ZM92 248V246H91ZM122 248L124 249V251L122 250ZM30 249V250H29ZM37 249V250H36ZM87 249V248H86ZM100 249H103V254L102 252H98V251H101ZM113 249V247L111 248ZM125 249L127 250L125 252ZM145 248V250H147ZM172 248H170L171 250ZM81 250V249H80ZM92 250V249H91ZM90 251V250H88ZM108 251V250H107ZM106 251V252H107ZM142 251V250H141ZM140 251V252H141ZM148 251V250H147ZM173 251V250H172ZM170 251V252H172ZM43 253L44 255H42L41 253ZM138 252V253H140ZM144 252V250L142 251ZM81 253V251H80ZM88 253V252H87ZM90 253H92L90 251ZM119 253V252H118ZM146 253V252H145ZM85 254V253H84ZM119 254V255H120ZM141 254V253H140ZM0 255L2 256V253L0 252ZM151 255H144L143 254V259L145 258H150L152 259ZM173 255V256H174ZM85 256V255H84ZM142 256V254H141ZM140 256V257H141ZM174 256V257H175ZM87 257V256H86ZM85 257V258H86ZM91 257V256H89ZM124 257V256H123ZM122 257V258H123ZM172 257V256H171ZM98 258H101V260H98ZM139 258V257H138ZM155 258V257H154ZM121 259V258H120ZM157 259H160V258H157ZM88 260V258H87ZM99 262H98V261ZM118 260V257H116L115 261ZM94 261V260H93ZM109 261V260H108ZM123 261V260H122ZM142 261V259H141ZM147 261V260H145ZM153 261V260H152ZM111 261H109V264H110ZM117 262V261H116ZM115 262V264H116ZM120 262V261H119ZM124 262V261H123ZM122 262V263H123ZM139 262V263H138ZM90 264V262H88ZM87 263V264H88ZM94 264V262H92ZM107 263V262H106ZM113 263V261L111 262V264ZM108 264V263H107ZM119 264V263H118ZM127 264V263H125ZM143 264V263H142ZM147 264V263H146ZM150 264V263H149ZM154 264V263H152ZM157 264V263H155ZM160 264V263H159ZM165 264V263H164ZM229 264H232V263H229Z\"/></svg>",
  "mask_w": 264,
  "mask_h": 264
},
{
  "label": "water",
  "instance_id": "obj_4",
  "mask_svg": "<svg viewBox=\"0 0 264 264\" xmlns=\"http://www.w3.org/2000/svg\"><path fill=\"white\" fill-rule=\"evenodd\" d=\"M0 264H15V263L10 259H8L7 257L0 255Z\"/></svg>",
  "mask_w": 264,
  "mask_h": 264
}]
</instances>
